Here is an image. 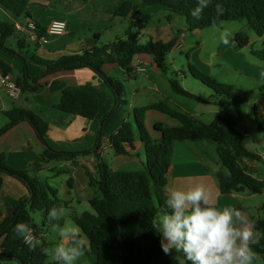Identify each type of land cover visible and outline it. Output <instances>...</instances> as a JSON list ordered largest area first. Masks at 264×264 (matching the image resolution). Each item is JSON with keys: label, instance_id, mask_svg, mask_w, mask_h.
I'll return each instance as SVG.
<instances>
[{"label": "trees", "instance_id": "1", "mask_svg": "<svg viewBox=\"0 0 264 264\" xmlns=\"http://www.w3.org/2000/svg\"><path fill=\"white\" fill-rule=\"evenodd\" d=\"M89 1V0H84ZM30 0H0V8L19 19L31 18L28 12ZM222 5L223 15L218 16L216 5ZM197 5V0H142L141 5H134L126 0L114 13L120 18H128L132 13L146 7L161 6L164 10L186 20L188 30H204L218 26L222 22H236L245 20L255 34L264 38V0H212L204 9L202 19L196 20L190 12ZM152 20L150 15L133 16L125 38L114 42L94 46L82 54L63 56L56 61L47 62L37 57L33 60L46 67L41 76L30 78L25 74L17 79V84L23 91L35 92L42 85L40 81L50 74L60 71H73L82 68L92 70L113 92L115 107L112 113L121 106H127L128 101L124 85L110 78L103 66L106 57L111 55L112 62L132 74L133 60L140 55L150 56L155 64L160 65L165 57L173 51L177 39L169 42L149 39L140 43L137 30ZM36 27L35 35L46 34V28L30 20ZM17 32L16 24L2 20L0 16V49L17 56L25 62L15 51L10 50L7 40ZM236 45L245 49L250 45V38L244 32L234 37ZM252 55L264 62V48ZM0 69L4 75L11 73V67L0 59ZM189 71L194 79L211 89L216 95L227 99L216 100L222 109L209 123H203L193 116L172 108L164 102L134 110V121L139 132V138L145 147L146 162L144 170L140 172L113 171L106 163L100 162L97 179H90V186L94 195L89 201L92 212L75 215L73 220L82 231L87 241L85 255L91 264H173L171 255H166L161 246V237L152 227V217L164 207L167 196L164 188L168 184V174L171 168L173 146L176 142L208 141L217 145L221 167L217 173L221 194L226 196L248 190L254 194L264 191V181L255 178L242 165L244 160L262 161V157L249 151L246 147L249 136L247 132L238 129V120L242 121L241 108L247 105L254 91L240 93L232 85L218 83L208 75L203 74L193 65ZM176 94L204 102L202 99L186 92L175 80L170 81ZM52 91H61L62 100L56 109L79 116L87 120H95L99 110V100L96 95L86 92L79 87H68L62 82L50 85ZM148 110H155L180 122V127H169L162 123L155 125L154 130L161 136L153 139L146 127L145 117ZM255 123L258 130L264 132V122L254 106ZM10 124L0 128V136L16 124L26 121L32 125L40 141L46 146L43 154L49 160L74 159L77 154L54 151L44 137L43 126L37 116L26 110H13L7 113ZM117 156H128L135 149L136 136L133 127L125 122L121 129L110 140ZM89 154V153H86ZM264 157V154H263ZM0 173L7 174L21 182L29 192V197L15 201L14 213L0 223V264L16 261L19 264H48L49 256L42 254L41 247H48L44 239L35 251H30L22 238L16 237L13 227L20 222L27 223L32 229L41 231L36 225L32 214L40 212L44 216V226L50 222L47 212L53 206L57 207V197L54 190L43 185L28 171L15 170L8 167L0 158ZM3 180L0 177V192ZM58 208V207H57ZM253 230L260 238L250 245L254 251L264 256V220H253ZM82 236V235H81ZM183 256V253H182ZM184 258V257H183ZM54 264V263H53ZM185 264H191L185 259Z\"/></svg>", "mask_w": 264, "mask_h": 264}, {"label": "crops", "instance_id": "2", "mask_svg": "<svg viewBox=\"0 0 264 264\" xmlns=\"http://www.w3.org/2000/svg\"><path fill=\"white\" fill-rule=\"evenodd\" d=\"M89 1L70 0L71 3H61L58 7L64 10L66 14L63 17H57L48 15V12H46L47 10L49 11L50 8L56 9L54 0H30L28 12L31 18L26 20L16 18L11 13L0 8V14L5 17V21H12L15 24L26 25L28 21L31 22L30 20H32L41 27L47 29V26L55 21L66 23V33L61 37H49L46 34L39 37L35 35L34 31L24 27L22 31L17 30L15 35L7 40V47L25 59V62H23L21 58L0 49V59L11 67V73L8 75L15 80L16 83L17 79L23 77L25 74V65L27 74L30 78L41 76L46 72V67L34 61L33 57L52 62L63 56L82 54L86 50H92L94 46L107 45L101 44L100 42L102 38V33H100L102 29L100 28H104L105 25L89 24L86 17L81 15L88 9ZM109 1L110 0H100V7H104ZM122 1L123 0H117L116 6H119ZM94 7H97V5H94ZM70 8L73 9L71 10ZM110 11L111 10H108L107 14L110 13ZM162 11H164L163 7L153 6L142 8L137 12L141 17L157 14ZM137 12L123 19H128L130 24L131 18L135 16ZM74 13H77L78 16H75ZM93 15L92 13L91 16ZM103 16L112 20L108 15L104 14ZM150 16L153 20V16ZM83 33L93 35L94 39L92 40L89 37L77 38ZM182 33L186 34L185 31ZM182 33L176 31L173 24L170 23L165 26H159L155 31L150 30L145 25L140 30H137L139 41L141 42L140 39L142 38L146 39L145 42L141 43H146L151 38L155 41L163 42L177 39L178 42L180 41V37L178 36ZM228 44H230V41ZM231 47L236 46L231 45ZM223 48L221 47L217 54L220 58L226 57V52L223 51ZM112 60L113 57L111 55L106 57L107 63L103 66V71L110 78L118 80L124 85L128 101L125 107L129 114H133L132 118L125 117L126 114L121 111V108H118L117 112L113 115L111 114L116 104L113 92L89 68L60 71L50 74L40 81L42 86L38 90L35 92L22 90L18 99L15 100L11 99L5 90L4 82L5 76L7 75H4L0 69V128L10 124V119L7 116L8 112L13 110L30 111L39 118L43 126L45 140L50 148L57 152L77 154L74 159L69 160H49L44 158L43 154L46 150V146L40 141L32 125L26 121L16 124L0 136V158H3L5 164L15 170L28 171L32 177L55 191L57 207L63 210L61 220L56 222L61 226L65 224L76 225L73 220L75 215L84 212H92L89 201L93 197L94 191L90 186V179H97L99 177L98 165L100 162L108 164L113 171L118 172H140L144 170V163L146 162L145 147L136 129L134 110L136 108L148 107L159 102L165 103L163 100H156L150 104H143L142 100L150 101L149 99H151L149 95L144 92L145 90L155 91L160 94L158 88L140 87V85L137 84L141 76H146L147 70L139 74H127L124 69L114 64ZM140 63L147 69H155L156 66H158L154 64L155 62L140 55L134 58L132 69L135 70V67ZM257 75L258 72H256V76ZM134 80H137L136 84H130L131 81ZM145 80L146 79H144V81ZM149 81L153 83V81ZM54 82H62L68 87H79L86 92L96 95L99 100V110L96 119L87 120L56 109L63 95L61 91H52L50 89V85ZM128 85L132 91L131 93L129 90V93H131L130 95L126 88ZM160 96L166 97L161 94ZM168 99H170V97H168ZM176 105L178 106V104ZM177 110L185 112L202 122L196 114L189 112L184 107L178 106ZM150 111L155 110H148L147 113ZM108 113L109 118L107 119L108 116L106 117V115ZM160 114L169 117L165 114ZM261 118L264 122L262 115ZM172 120L176 123L169 122V127L181 126L179 121L175 119ZM125 122H129L133 127L136 136L135 149L132 150L128 156H117L111 146L110 140L113 135L121 129ZM145 122L147 125L148 120L145 119ZM158 123L164 124L162 117L154 118L152 123L153 128ZM160 136L161 135L154 130L152 138L160 139ZM207 142L208 141L174 143L171 168L168 174V184L164 188L165 195L167 196L166 189L169 187L186 190L189 187L199 184L207 189L216 207H232L239 211H244L245 209L242 208L241 201L239 200V193L230 194L227 195V197L221 194L217 179V173L221 164L220 161H216L213 154L212 156L210 155L208 150L209 144ZM262 158V162H264L263 155ZM206 160L211 161V165L214 167L209 166L210 163H207ZM255 162L259 163L260 161ZM255 167L254 165V168ZM246 170L257 178L254 174L255 172H250L249 169ZM62 176H67L68 178L61 182V186H63V183H66V190L62 198H59L60 195L57 190L50 185L51 183H55ZM0 177L3 180L0 192L1 223L6 217L14 213L13 203L28 198L29 192L28 189L15 178L3 173H0ZM41 231L45 238L46 233L42 229ZM80 235H82L81 238L84 239L85 245H87V241L81 230ZM257 237L256 241L260 238L259 233ZM81 258L89 261V264H91L86 255Z\"/></svg>", "mask_w": 264, "mask_h": 264}, {"label": "rangeland", "instance_id": "3", "mask_svg": "<svg viewBox=\"0 0 264 264\" xmlns=\"http://www.w3.org/2000/svg\"><path fill=\"white\" fill-rule=\"evenodd\" d=\"M54 1L56 9L50 8L49 11H46L48 12L47 14L51 16L63 17L66 13L58 6H60L61 3H71L70 0ZM124 1L126 0H123L119 6H116L117 0H110L104 7H100V0H90L88 3V9L81 14L86 17L89 24L105 25L104 28H100L102 29L100 31V33H102L100 41L101 44H109L110 42L117 40V38H125V32L129 28V20L114 15L116 10L123 4ZM130 1L134 5L142 4V0ZM94 5H97V7H94ZM70 9L72 10L73 8ZM108 10L111 11L107 14ZM92 13L94 14L93 16H91ZM104 14L111 17L112 20L107 17L105 18L103 16ZM74 15L78 16L77 13H74ZM150 15L153 16V20L149 24L145 25L150 30L155 31L159 26H165L170 23L173 24L176 31H180L181 33L185 31L186 34L182 33L178 36L180 37V41L176 42L177 45L173 51L165 57L164 62L158 65L159 67L156 66L155 69H147L140 63L135 67L136 69L133 70V74L143 73L147 70L146 76H141L140 81L137 82L140 87L142 86L152 89L158 88L160 94L166 96L161 97L160 94L155 91L145 90L144 92L149 95L151 99H149L150 101L142 100V103L150 104L156 100H163L172 108L177 109L178 106L186 108L189 112L196 114L198 118L206 124L211 123L217 115H221L222 109L213 102H216L214 101L215 99L226 100L227 98L216 95L211 89L194 79L189 71V65H193L196 69L201 71L203 74L208 75L211 79L218 83L234 86L240 93L253 90L254 95L251 101L241 108L243 112L242 121L238 120L237 127L238 129L247 132L249 136L246 144L247 149L253 153H258V155L262 157L264 154V132H260L257 124L255 123L254 106L255 104L258 105L259 113L264 118V62L253 56L252 52L262 50L264 46V38L258 37L248 26V23L245 20L222 22L220 25L216 26L215 29L211 27L200 31H189L186 20L180 16L172 14L171 12L164 10L160 13ZM0 16L2 20H6L2 14H0ZM135 16H139L138 12ZM224 29L230 33V38L228 40V42L230 41V44H223L220 42L219 31ZM239 32L246 33L250 38L251 44L245 49H240L235 43L234 37ZM85 37H89L92 40L94 39L93 35H89L88 33H83L77 38ZM140 40L141 42H145L146 39L142 38ZM231 45L236 47H231ZM221 47H224L223 51L226 52V57L224 58H220L219 55H217ZM141 56L153 61L150 56ZM138 68H142L143 71H138ZM256 72H258L257 76ZM144 79L146 80L144 81ZM149 80L153 81L155 85ZM171 80L177 81L186 92L202 99L204 102H199L197 100L175 94L170 84ZM136 81L137 80L131 81L130 84H136ZM126 88L128 90V94L130 95L132 91L129 88V85L126 86ZM129 90L131 93H129ZM168 97H170V99H168ZM176 104H178V106ZM120 108L121 111L126 114L125 117H133V114H129L125 106H121ZM115 112H117V110L111 114L113 115ZM108 115L109 113L106 117ZM155 117H162L164 124L167 126H170L169 122L176 123L171 118L161 115L156 111L148 112L145 119L148 120L146 127H149H147V130L151 137L154 132L152 123ZM108 118L109 116L107 119ZM207 143L209 144L208 150L210 155L212 156L213 154L218 162L219 157L217 145L212 142ZM206 162L210 163L209 166L214 167L211 165V161L206 160ZM242 165L246 169H249L250 172H255V176L264 181V162L260 161L257 163L251 160H244ZM254 165L256 166L255 168ZM67 178V176H62L55 183H51V185L49 184L52 188L57 190L60 195L59 198H62L63 193L66 190V183H63V186H61V182L67 180ZM238 195L239 200L241 201V206L245 209L244 211L240 210V212L251 226L253 220H264V191L261 194H254L248 190H244ZM32 216L36 225H38V227L46 233L44 240L48 243L49 248H52L56 244L60 243L61 238L57 232L53 231L52 225L49 224L44 226V216L40 212L33 213ZM257 234L258 233L254 232L255 241L258 238ZM170 255L173 260V264H179V260L174 257L179 256L183 259L182 253H176L175 250H173ZM47 263H54L51 257ZM7 264L19 263L16 261H10L7 262ZM76 264H89V261L79 258V260L76 261Z\"/></svg>", "mask_w": 264, "mask_h": 264}, {"label": "clouds", "instance_id": "4", "mask_svg": "<svg viewBox=\"0 0 264 264\" xmlns=\"http://www.w3.org/2000/svg\"><path fill=\"white\" fill-rule=\"evenodd\" d=\"M212 0H197L190 15L200 20L203 11ZM217 15H223L222 5H216ZM213 28H216L213 22ZM230 33L219 31V39L227 44ZM164 207L152 217L151 225L161 237L160 246L166 255L173 250L183 253L179 264L185 259L191 264H264V256L250 246L255 244L253 227L238 209L218 208L212 202L203 185H195L186 190L169 187ZM63 216V210L55 206L47 212V219L57 232L61 242L52 248L41 247L42 254L51 257L54 264H76L85 255V241L80 229L74 224L61 226L56 223ZM16 237L22 238L30 251H35L41 240L33 234L27 223H17L13 227Z\"/></svg>", "mask_w": 264, "mask_h": 264}, {"label": "built area", "instance_id": "5", "mask_svg": "<svg viewBox=\"0 0 264 264\" xmlns=\"http://www.w3.org/2000/svg\"><path fill=\"white\" fill-rule=\"evenodd\" d=\"M29 28L32 31L35 32L36 27L32 22H27L26 25L23 24H16L17 30H23V28ZM66 33V23L62 21H55L51 23L47 29H46V35L49 37H61L64 36ZM136 69V68H135ZM138 71H143L142 68H138ZM5 90L8 94V96L11 99H18L20 96L22 89L21 87L16 83L15 80H13L9 75L5 76V82H4ZM33 234L37 236L40 240L44 239V235L42 231H37L36 229H33ZM26 244V243H25ZM27 245V244H26Z\"/></svg>", "mask_w": 264, "mask_h": 264}]
</instances>
